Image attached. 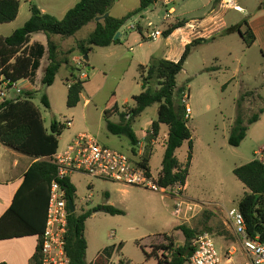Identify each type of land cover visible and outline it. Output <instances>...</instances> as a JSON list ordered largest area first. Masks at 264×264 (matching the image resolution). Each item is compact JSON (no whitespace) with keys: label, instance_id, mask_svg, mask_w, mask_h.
<instances>
[{"label":"rangeland","instance_id":"1","mask_svg":"<svg viewBox=\"0 0 264 264\" xmlns=\"http://www.w3.org/2000/svg\"><path fill=\"white\" fill-rule=\"evenodd\" d=\"M137 1L130 0L128 4L131 6ZM22 4L20 17L14 24L19 28L25 24L30 7L25 0ZM239 4L241 10H231L227 14L228 29L244 21L249 23L253 16L264 10V0H240ZM156 8L149 15L156 25L163 28L161 20L154 15L158 12L162 15V5L159 3ZM202 12L192 16H199ZM122 14L123 6H114L111 15L120 17ZM94 28V22L88 24L76 35L65 39L63 45L66 44L67 49L76 47L79 41L89 37ZM11 29L2 28L1 34ZM245 29L247 26H244ZM163 39L149 41L148 44L160 47ZM121 45L115 56L104 48L93 46L88 55L89 63L84 65L78 64L76 54L66 53L63 57L68 58L69 63L62 65L52 86L43 85L39 73L35 82L36 91L32 92L33 103L41 112L45 126L50 128L55 120L61 123L71 120L73 123L59 138L61 151L74 136L87 133L103 146L131 155L130 140L110 134L104 118L113 94H116L121 111H127L134 105V96L142 92L135 53L130 49L138 48L128 43L126 38H122ZM72 72L89 76L85 80L83 98L75 108L67 106V79ZM180 89L189 91L193 111L188 122L192 131L193 161L186 191L181 192L180 198L198 205L195 217L188 221L176 218L173 215L176 197L169 192L125 187L117 183L113 185L111 183L114 182L86 175L76 176L77 206L86 198L89 200L84 205L86 210L106 204L125 212L115 216L97 212L87 220L85 234L90 242L87 249L90 264H159L155 257H148L147 254L153 251L160 257L170 256L163 247L170 244L174 248L183 246L185 237L178 230L180 226L196 230L197 235L209 233L223 253L235 246L239 254V238L233 231L228 212L238 208L246 188L233 171L254 159L264 158V114L257 123L249 126L247 137L239 147L230 146L228 139L238 115L248 120L264 108V51L259 44L247 46L240 32L235 30L201 47L193 46L183 72L177 77L175 102L177 107L182 108ZM9 94L13 96L15 92ZM43 95L48 96L50 109L42 104ZM86 100H90L88 105H85ZM157 118L158 105H154L136 120L134 131L138 134L142 130L149 132L151 122ZM112 121L119 122V116L113 117ZM163 129L167 131L168 127L165 125ZM156 141L148 151L152 149L151 171L158 180L164 156L163 136ZM189 151L187 142L177 150L176 156L181 163L187 161ZM91 184L94 187L90 189ZM107 191L110 192L108 201ZM76 213H81L79 207ZM175 222L177 225L172 228ZM96 258L100 260L96 262Z\"/></svg>","mask_w":264,"mask_h":264},{"label":"trees","instance_id":"2","mask_svg":"<svg viewBox=\"0 0 264 264\" xmlns=\"http://www.w3.org/2000/svg\"><path fill=\"white\" fill-rule=\"evenodd\" d=\"M118 0H80L70 9L62 19L53 15L44 14L36 6L31 5V17L26 23L16 29L10 36H0V85L1 77L7 80L18 82L33 78L40 68L42 58L47 55L49 64L44 71L42 84L52 86L55 83L57 74L62 65L68 63L61 59L60 45L53 40L54 36L64 39L76 35L81 29L98 17L109 14ZM158 0H140V7L127 14L121 19L109 15L102 21L96 22L95 30L89 37L77 43L67 54L76 51L86 57L93 46L109 47L118 44L121 39L115 40L118 33L134 17L141 15ZM220 2V0H218ZM20 11L19 0H0V25L14 22ZM182 25H173L165 29L164 37H169L175 29ZM244 26L247 29L244 30ZM235 30L240 32L247 46H252L256 37L248 21L235 28H229L225 32ZM142 34V28H139ZM44 34L48 38L47 47L35 44L28 48L32 35ZM210 40H197L195 43H208ZM194 44H191L193 46ZM190 45L181 59L176 63L166 59L153 57L148 65L138 67L142 82V92L134 96V105L127 111H121L117 104L116 94H113L111 102L104 112L106 128L114 136H125L132 144V152L140 143L133 124L150 107L158 105V118L152 122V135L158 137L163 126H167V139L162 161V169L158 176V183L161 188H167L180 184L185 186L190 174L193 158L192 131L188 126L189 120L185 118L184 108H179L175 102V91L177 89V77L184 69L187 61ZM73 84L68 90L67 106L75 108L81 101V94L84 91L85 80H81L72 72ZM182 90L180 89L179 92ZM34 93L23 92L17 99H5L0 103V142L17 151L35 158L37 161L29 168L25 175L24 182L16 196V200L5 216V219L12 214H18V201L26 194H31L37 199L43 196L44 215L38 224H32L30 230L21 233L9 234L0 233L1 238L25 236L28 234L41 235L44 231L47 217L50 184L55 179L57 167L54 164V156L59 150V138L66 128L65 123L52 121L50 128L44 126L43 117L39 109L33 103ZM45 108L50 109V101L47 95L41 98ZM264 114V108L259 109L248 120L238 115L232 126L228 143L232 147H239L246 139L249 126L257 123L260 116ZM119 116V122L111 121L113 116ZM189 144L187 161L181 163L176 152L185 143ZM151 154L143 157L141 166L147 167L150 171ZM233 173L246 188L244 196L239 202L238 208L243 214L249 236L264 239V160L254 159L249 163L237 167ZM66 192L68 202H75L76 188L70 178L60 181ZM97 212H105L111 215H124L125 212L110 205H98L91 209L83 210L80 214L69 213V229L67 234V254L70 264H88L86 260L88 243L85 236L87 220ZM185 237V244L174 248L172 244L163 247L170 256L160 257L157 253H148V257H155L159 264H186L188 258L194 251L193 242L196 239L197 231L185 226L178 227ZM100 260L98 258L97 262Z\"/></svg>","mask_w":264,"mask_h":264},{"label":"crops","instance_id":"3","mask_svg":"<svg viewBox=\"0 0 264 264\" xmlns=\"http://www.w3.org/2000/svg\"><path fill=\"white\" fill-rule=\"evenodd\" d=\"M79 1L80 0H25V3H29L30 7L31 5H36L44 14H50V15L55 16L58 19H62L66 15V13L70 9H72ZM129 1L130 0H118L115 3L114 6H117V5L123 6V14L120 17H114L113 15H111L114 6L110 10L109 15H111L112 17L116 19H121L125 17L127 14L135 11L136 9L140 7V0H138L137 3L134 2L131 6H129L128 4ZM19 2H20V11H19V15L17 19L20 17L21 8L23 5L22 0H19ZM159 3L160 2L158 1L155 5L150 7L148 10L143 12L141 15L134 17L133 19L141 18L143 22L145 20H152V18L149 15V12L154 13ZM218 5H219L218 0H176L174 2V10H175L174 17L169 23L164 25V29H167L168 27L173 26V25H182V26L181 27L179 26V28L175 29L174 32L169 37L166 38L163 36L162 38H164L163 39L164 41L160 47L154 48L153 46H150V44H148L150 40H148V38L146 37L143 27H142L143 29L142 34L138 31H131V30L123 28L121 30L119 38L121 39V41H122V38H126L128 43H133L134 45L137 46L138 48L137 50H135L133 47H131L130 49L133 50V52L135 53L134 59H136L135 62L138 67L140 65H148L150 60L153 57L162 58V59H166V60L177 63L183 56L187 45L191 46V44H194L193 46L195 47H201L203 45H206L216 40L217 38L222 37V35L225 34V32L228 29V25L226 22V17H227L228 12L224 14L223 16H221L219 20L220 24L217 29L209 31L208 29L205 28L211 25L210 24L211 17L214 11L217 9ZM30 7H29V12L27 14V18L24 23H26V21H28L29 18L31 17ZM163 10L164 9L162 7L161 8L162 15H163ZM198 11H203V12L199 14V16H192L198 13ZM263 13H264V10H261L259 15L253 16L251 20L249 21V25L256 37V41L253 45L259 44L260 48L264 51V15H262ZM154 15H156L157 18L161 20L162 15H160L159 12L158 14H154ZM15 22L16 21L12 23L0 25V36L2 37L10 36L16 29H18L19 26H14ZM96 22H94L95 28H96ZM161 24H162V20H161ZM194 24L201 25L202 27L201 33H199V35L198 34L195 35V33H193V30L191 27ZM2 28H7V29L12 28V29L7 30L6 34H1ZM53 40L60 45L61 59H66L63 56L66 53H68L69 49H71L72 47L67 49L66 44L65 46L63 45L65 39L62 37L59 39H56L54 36ZM197 40H210V42L198 44V43H195V41ZM35 44H41L44 47H47L48 38L44 34H34L32 35L30 42L27 46L28 48H31ZM121 47L122 45L120 42L118 44H113L109 47H105L104 49L108 50L110 52V55L115 56V55H118L119 49ZM77 53L79 52L76 51L75 53H73V54H76L77 60L82 57L85 62L84 64L89 63V59H90L89 56H88V59H85V57H83L80 53L79 54L81 56ZM214 58H216V56H214ZM67 60L69 61L68 58ZM48 64H49V60H48L47 55H45L41 60V65H40V68L37 70L36 75L33 78L19 81L24 92L36 91V88H35L36 79L39 76V73H41V81H42L44 71L46 67L48 66ZM67 81H68V84L69 82H74L72 78V73H70V77L67 79ZM16 97H17L16 94H14L13 96H10V94H8V99H15ZM82 98H83V92L81 94V100ZM89 103H90V100L85 101V105H88ZM113 117H117V115ZM112 118H111V121H112ZM152 122L150 124L151 130L149 132L142 130L140 134L136 133L138 138L140 139V143L136 149V154L132 152V147L130 148L131 156L133 157L135 162L142 161L143 157L147 154L152 155V149L149 151L148 149H150V145L156 144L157 142L156 139H161L163 136L164 143L167 139V131H164L163 128H162L161 134L158 137L156 138L153 137ZM72 126H73V123L69 128H71ZM45 128L49 129L46 126ZM164 145L165 144H162V146L164 147V151H165ZM58 151H60V149ZM260 160H264V158H261ZM36 161L37 160L35 158L29 155H26L20 151H17L9 146H6L0 142V233L1 234L3 233L15 234V233H21L22 231H28L31 229L30 226H32V224H38V222L42 221V217L44 215L43 196L37 199L31 194H26L22 196L20 200L18 201V214H12L8 216L7 219H5V216L9 214V211L12 208L16 200V196L24 182L26 173ZM192 161H193V158H192ZM149 166H150V171H151V165L149 164ZM191 167H192V163H191ZM79 175H83V174L75 173L69 177L72 184L76 188V199L74 202L75 213L77 212L78 207L81 209V212H82L85 209L84 205H86V203H89V201H87L86 198H83L82 201L79 203V206H77L78 184L76 183L75 179H76V176H79ZM111 184L115 185V183H111ZM187 184H188V180H187L186 185L183 186L185 191L187 188ZM93 187H94V184H91V186H89L90 189ZM106 196H107V201H108L110 199L109 191H107ZM89 197H91V195H89ZM103 205H106V204H103ZM176 225H177V222L173 224L172 228ZM38 241H39L38 235H32V234H28L25 236L1 238L0 239V264H31L33 263L35 254L37 251ZM87 243L88 245H90L89 241H87ZM86 260L88 264H90V262L88 261L87 255H86ZM96 260L98 259L96 258L95 261Z\"/></svg>","mask_w":264,"mask_h":264},{"label":"built area","instance_id":"4","mask_svg":"<svg viewBox=\"0 0 264 264\" xmlns=\"http://www.w3.org/2000/svg\"><path fill=\"white\" fill-rule=\"evenodd\" d=\"M163 7V28L156 25L153 20L136 18L130 20L123 28L138 31L144 28L148 40L157 41L164 36V25L169 23L175 14L174 2L176 0H158ZM240 0H220L214 11L210 26L205 27L209 31L219 27L221 16L231 10H241ZM193 33H201V25L194 24ZM143 31V29H142ZM79 65H84V59L78 60ZM81 80L89 78L87 74L77 75ZM0 101L8 99V94L14 91L16 98L23 94L20 82H12L4 76L1 77ZM73 82H69V88ZM189 91H182L181 103L185 110L186 120H190L192 108L190 106ZM0 102V103H1ZM65 124L70 127L71 120ZM142 162H135L131 155L122 151L103 146L94 136L87 133L76 135L64 150H60L54 156V164L57 167L55 179L50 184L49 203L44 231L38 235V246L33 263L31 264H70L67 254V234L69 229V202L66 192L60 181L69 178L75 173H81L91 178L106 180L125 187H142L159 192L163 190L176 197L173 215L186 221L195 217L198 205L180 198L183 186L176 184L167 188H161L158 180L147 167L141 166ZM91 198V197H89ZM87 201H89L87 199ZM228 219L232 224L234 233L239 238V254L235 246L223 253L214 238L209 233H203L193 242L194 251L186 264H264V239L260 236L251 238L248 233L245 218L239 208H233L228 212ZM238 254V255H237ZM237 255V257H236Z\"/></svg>","mask_w":264,"mask_h":264},{"label":"water","instance_id":"5","mask_svg":"<svg viewBox=\"0 0 264 264\" xmlns=\"http://www.w3.org/2000/svg\"><path fill=\"white\" fill-rule=\"evenodd\" d=\"M108 16H109V14H106V15L103 16V17H98V18L96 19V21H97V22H98V21H102V20H104L105 18H107ZM119 36H120V33H118V34L116 35L115 40H117V39L119 38ZM85 59H88V56H86ZM69 209H70V212H71V213H75L74 202L71 201V200L69 201Z\"/></svg>","mask_w":264,"mask_h":264}]
</instances>
